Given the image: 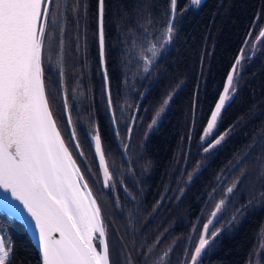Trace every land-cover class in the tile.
<instances>
[{"label": "snow or ice", "instance_id": "6c2138e0", "mask_svg": "<svg viewBox=\"0 0 264 264\" xmlns=\"http://www.w3.org/2000/svg\"><path fill=\"white\" fill-rule=\"evenodd\" d=\"M201 4L202 0H188L190 7ZM189 6H182L180 0H167L166 6L155 0H135L131 11L119 4L110 13L109 0H0V264L16 260V242L3 224L4 217L31 233L39 264H172L171 255L181 237H174L166 250L153 256L161 237L152 244L140 239L143 232L134 226L140 194L120 177L136 175L134 169L145 147L131 142L138 130L135 125L142 127L145 119L139 115L142 102L160 88L154 101L159 107L147 124L146 140L158 130L182 89V81L161 87L171 67H161V62L171 55ZM261 20L264 11L254 16L245 34L243 44L251 49L240 48L214 107L206 114L199 108L197 83L189 116L194 124L197 118L202 121L200 159L191 171L187 153L183 168L177 161L178 187L165 188L154 212L166 200L179 202L208 158L222 149L243 121L240 118L220 131L223 113L242 87L245 67L264 57ZM91 49H95L94 59H90ZM181 56L177 50L174 63L178 65ZM211 56V52L200 54L201 77L205 58ZM92 74L100 80L98 99L91 87ZM85 75L88 85H83ZM113 79L119 81L115 92ZM101 111L108 121L107 137L97 119ZM261 116L264 110L254 104L248 119L256 121L257 127L250 136L246 134L242 149L214 177L201 216L190 223L183 237L176 264H210L223 235L238 229L254 211L264 210ZM113 145L123 162L120 167L110 159ZM118 187L125 202L117 197L108 206L113 221H125L123 234L117 230L114 261L102 201L105 190L112 197ZM172 191L179 195L170 198L167 193ZM209 204L214 207L201 226ZM258 235L264 238V225ZM262 257L264 244L253 243L245 264H264Z\"/></svg>", "mask_w": 264, "mask_h": 264}, {"label": "trees", "instance_id": "16d2710c", "mask_svg": "<svg viewBox=\"0 0 264 264\" xmlns=\"http://www.w3.org/2000/svg\"><path fill=\"white\" fill-rule=\"evenodd\" d=\"M155 2L159 6H166L167 0H155ZM90 3H94V0H90ZM134 3L135 0H109V12L115 13L119 4L131 11ZM180 4L189 6L188 0H180ZM261 11H264V0H204L199 8L190 7L183 18L171 55H167L161 62V67L171 66L168 74L161 80V87L182 81V89L175 96L158 130L150 133L146 140L144 133L147 131V124L159 107L154 101L160 95V88L153 89L148 98L142 102L143 108L140 109L139 115L144 116L145 119L142 121V127L135 125L138 130L131 142L134 146L144 143L145 147L134 169L136 175L132 178L128 176L120 178L127 181V187L140 194L138 198L140 211L135 218L134 226L137 232H143V237L138 238L147 244H152L160 236L161 242L156 250H164L169 247L174 237H181L175 251L172 252V264H176L182 251L183 237L189 232L190 223L201 216V209L205 207L204 201L207 199L206 193L214 183V177L228 164L234 152L242 149L248 139L246 134L250 136L257 127V122L249 120L248 116L249 109L254 104L260 110H264V57L254 59L251 65L245 67L242 73V87L234 102L223 113L220 131L240 118H243V121L235 127L222 149H218L208 158L198 178L186 186L187 190L179 202L171 200L169 203L166 200L163 207L158 212H154L156 202L164 194L165 188L170 186L175 190L178 187L177 179L180 178V173L175 170L178 166L177 161H180L179 167L183 168L184 154L187 153V170L191 171L196 161L200 159L202 121L197 118L194 124L189 116L190 105L197 92V83H199V108L206 114L210 107H214V101L218 99V93L222 91L223 81L226 79L227 71L230 70V65L234 62V57L240 54V48L247 47L243 44L245 34L254 16ZM261 23L264 24V20H261ZM177 50L182 54L178 65L174 63ZM91 51L93 56L90 59H94L95 49ZM202 52H211L212 56L210 59L205 58L201 77L199 57ZM90 79L91 87L98 99L99 76L92 74ZM118 83V80L113 79L114 92ZM88 84L89 76L85 75L83 85ZM87 106L85 103L84 107L87 108ZM144 108L149 111L145 113ZM97 119L107 137L108 121L104 118L102 111ZM260 119H264V116ZM189 133H191V140L188 139ZM110 159H114L118 167L122 166L123 162L115 154L114 145L113 156ZM146 165L147 171H145ZM184 178L186 179V176ZM167 195L171 198L179 193L172 191ZM117 197L122 203L125 202L122 188L118 187ZM113 202L114 196L108 197L106 193L102 201L104 214L107 222L114 224L119 233L123 234L124 229L121 225L125 221L122 219L113 221L110 218L108 206ZM207 207L208 211L203 214L204 219L199 221L201 226L214 205L209 204ZM231 211L229 209L225 214V220ZM3 224L8 226L7 230L16 242L14 264H21V261L23 264H39V255L25 229L18 222L7 217H4ZM262 225H264V210H257L248 215L238 229L223 235L217 251L211 256L210 264H245V257L253 243L259 245L261 236L258 232Z\"/></svg>", "mask_w": 264, "mask_h": 264}, {"label": "rangeland", "instance_id": "374dc122", "mask_svg": "<svg viewBox=\"0 0 264 264\" xmlns=\"http://www.w3.org/2000/svg\"><path fill=\"white\" fill-rule=\"evenodd\" d=\"M204 0H202V2H203ZM190 7V6H189ZM192 8H195V7H192ZM246 48H248L249 50L251 49V46L250 45H247V47ZM155 131V130H154ZM153 132V131H152ZM151 132V133H152ZM105 193H107V190H105ZM117 198V193H116V195L114 196V200ZM104 216H105V220H106V215L104 214ZM106 222H107V220H106ZM108 223V222H107ZM109 224V240H110V248H112V250H113V260L115 261L116 259H117V256H116V252H115V247H114V245H115V238H116V234H117V229H116V227H115V225L114 224H111V223H108ZM259 244H264V238H260V242H259ZM167 249V248H166ZM166 249H164V250H166ZM259 250V249H258ZM159 251H162V250H155L154 252H153V256H155V255H157L158 254V252ZM262 259H264V257H262Z\"/></svg>", "mask_w": 264, "mask_h": 264}, {"label": "water", "instance_id": "95a60500", "mask_svg": "<svg viewBox=\"0 0 264 264\" xmlns=\"http://www.w3.org/2000/svg\"><path fill=\"white\" fill-rule=\"evenodd\" d=\"M18 223H19V222H18ZM25 231H26V230H25ZM26 233H27V235H28L30 241L32 242L33 246L35 247V249H36V251H37V253H38V249H37V247H36V243H35L34 238L32 237V235H31L30 232H27V231H26ZM38 255H39V254H38Z\"/></svg>", "mask_w": 264, "mask_h": 264}]
</instances>
